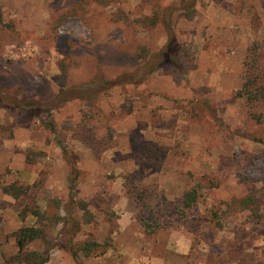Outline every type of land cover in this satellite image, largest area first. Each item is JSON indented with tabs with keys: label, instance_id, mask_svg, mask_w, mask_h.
<instances>
[{
	"label": "rangeland",
	"instance_id": "374dc122",
	"mask_svg": "<svg viewBox=\"0 0 264 264\" xmlns=\"http://www.w3.org/2000/svg\"><path fill=\"white\" fill-rule=\"evenodd\" d=\"M181 1L0 0V263L39 226L43 264H264V0ZM166 4L178 53L141 74Z\"/></svg>",
	"mask_w": 264,
	"mask_h": 264
},
{
	"label": "trees",
	"instance_id": "16d2710c",
	"mask_svg": "<svg viewBox=\"0 0 264 264\" xmlns=\"http://www.w3.org/2000/svg\"><path fill=\"white\" fill-rule=\"evenodd\" d=\"M193 0H182L180 9L183 11H189L192 6ZM177 10V7L171 6L169 4H166L164 7H161L159 9V12L156 15L155 20H158L162 25L165 27L166 30V41L162 44L161 47L157 48L153 51H147V59L143 66V64L139 65L137 67V71L142 73H148L150 71H153L155 68H159L163 63L170 61V58H174V56L178 53L176 46L174 45V35L172 33L171 29V20L174 12ZM174 13V14H173ZM188 15V14H187ZM119 20L118 17H116L113 22H117ZM174 63H176L175 59H172ZM261 74V69H260ZM129 74V73H128ZM121 75H127V73L121 74ZM259 76V74H258ZM120 77V76H119ZM95 78L96 76H92L91 78L87 80H82L79 83H75L72 85H69L67 87H64L61 92L64 93L66 97L71 96H78L81 97V95H84L85 92L90 90L94 84H95ZM106 83L111 82L110 79L105 81ZM246 94L249 96V98H252V94L247 91ZM23 101V100H22ZM20 102V100H19ZM19 105L27 109L31 106V104H28L26 102L19 103ZM72 184H70L71 189V196L70 200L74 201L73 194L75 193L74 188V181H71ZM2 190L6 193H9L10 195L14 197H18L22 194L26 193V188L21 186H16L14 184H7L2 186ZM196 191L195 189H191L187 191L181 199H179V203L181 206L185 208H189L192 206V203L196 199ZM238 204L242 208H248V209H255L258 207V203L256 201V197L253 195V193H248L242 197H240L237 200ZM26 210L22 209L20 211V216L23 218L26 214ZM29 212V211H28ZM30 212L37 216V220L43 219L44 213L40 212L38 209H31ZM43 237V230L41 227L37 226H22L18 229L16 232V244L18 246V253L16 254V258L19 259L22 264H43L48 260L49 254L48 252H41V251H27L25 250L26 245L34 241L36 239H41ZM97 242L94 240H86L83 243L76 244V249L74 254L77 250H82L86 255L89 253L88 251L96 245ZM0 264H9L7 261H4Z\"/></svg>",
	"mask_w": 264,
	"mask_h": 264
}]
</instances>
